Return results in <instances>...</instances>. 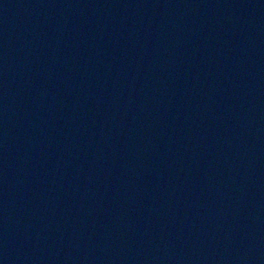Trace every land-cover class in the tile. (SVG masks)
Masks as SVG:
<instances>
[{
  "label": "water",
  "instance_id": "obj_1",
  "mask_svg": "<svg viewBox=\"0 0 264 264\" xmlns=\"http://www.w3.org/2000/svg\"><path fill=\"white\" fill-rule=\"evenodd\" d=\"M0 264H264V0H0Z\"/></svg>",
  "mask_w": 264,
  "mask_h": 264
}]
</instances>
